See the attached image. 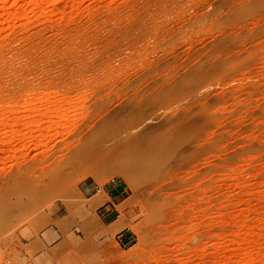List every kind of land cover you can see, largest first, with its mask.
Returning <instances> with one entry per match:
<instances>
[{
	"label": "rangeland",
	"instance_id": "obj_1",
	"mask_svg": "<svg viewBox=\"0 0 264 264\" xmlns=\"http://www.w3.org/2000/svg\"><path fill=\"white\" fill-rule=\"evenodd\" d=\"M0 264H264V0H0Z\"/></svg>",
	"mask_w": 264,
	"mask_h": 264
},
{
	"label": "bare ground",
	"instance_id": "obj_2",
	"mask_svg": "<svg viewBox=\"0 0 264 264\" xmlns=\"http://www.w3.org/2000/svg\"><path fill=\"white\" fill-rule=\"evenodd\" d=\"M141 172L144 173V168L143 167L141 168ZM38 233H39L38 231H34V230H31V229H27L25 231V234L26 235H30V236L31 235H37L38 236Z\"/></svg>",
	"mask_w": 264,
	"mask_h": 264
},
{
	"label": "crops",
	"instance_id": "obj_3",
	"mask_svg": "<svg viewBox=\"0 0 264 264\" xmlns=\"http://www.w3.org/2000/svg\"><path fill=\"white\" fill-rule=\"evenodd\" d=\"M107 215H108V217H110V214L109 213H107Z\"/></svg>",
	"mask_w": 264,
	"mask_h": 264
}]
</instances>
